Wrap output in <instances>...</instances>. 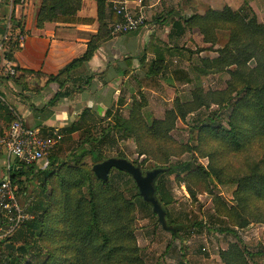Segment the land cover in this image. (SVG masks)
<instances>
[{
  "label": "rangeland",
  "instance_id": "1",
  "mask_svg": "<svg viewBox=\"0 0 264 264\" xmlns=\"http://www.w3.org/2000/svg\"><path fill=\"white\" fill-rule=\"evenodd\" d=\"M167 1H169L167 5H172L171 7L174 8L169 10L171 12L169 17H162L159 20L169 21L172 28L174 23L183 19V13L186 16L192 15L186 19L199 15L193 14V11H198L196 8L198 0ZM123 5L130 8L126 3H107L108 14L110 15L116 7ZM140 6V9L134 12L139 13L141 10L146 16L147 23L152 22L153 19L158 20L157 17L161 15L156 11L157 13L154 12L151 16L143 5ZM186 6H190L193 11L191 12ZM227 7L245 18L254 17L259 24L264 25V0L257 2L217 0V12H222ZM157 9L161 11L160 6H157ZM173 13H177L176 16ZM116 23H110L109 28L112 29ZM219 23H217V30L214 33L208 31L206 36L193 31L178 35L177 30L175 34L172 32L174 37L169 34L168 41L176 43L175 46L179 47L177 52L180 55L169 59L170 55L166 50L169 45L166 43L161 49L169 61L167 67L150 76L148 67L153 62L149 61L145 68L140 60L141 64L136 71L133 69L127 71L129 73L123 75L122 80L111 82L112 85L108 86L109 110L102 109L101 106L98 108L101 109L100 111L104 110L102 113H90L88 110L85 114V122L77 124L82 126L81 129L70 134L68 138L65 136L55 149L56 155H59L61 160H71L72 156L81 157L79 165L91 170L96 163L92 155V151L96 148H98L96 151L104 156L102 162L110 158H125L141 167L144 174L156 169L166 170L159 177L156 185H161V192H164L165 199L170 201L166 205L169 212L167 220L170 227L177 229L176 233L164 229L153 207L144 200L146 205L142 204L136 198L138 187L133 177L113 170L110 177L115 190L108 192L107 189H102L100 192L102 204L118 198L116 197L118 195H122L133 203V209L126 212L125 225L129 227L136 240L137 257L140 259L137 264H228L233 261V257L227 256L225 259L223 252L233 248L240 251L241 264H264V200L254 201L251 191L242 189V182L250 178L256 169L259 168L264 173V138L255 139L251 143V138H246L242 145L244 147L237 148L225 137L217 138V132L201 133L199 131V127L210 122H214L216 126H221L226 131L233 129L231 116L234 108L228 105L229 97H232L234 101L244 97L231 92L232 72L236 70V67H230L228 59L224 65H217V63L211 65V63L200 61L201 59L217 61L225 47L234 48L237 45L232 36L235 24ZM235 33L240 34L238 36L240 45H243L242 43L253 45L251 42L258 45L263 43L262 38L253 40L250 33L242 34L241 25L236 27ZM153 37L162 43L163 33H153ZM143 56L141 54L140 59ZM250 65L255 67V61L253 60ZM17 77L13 80L20 83L16 80ZM70 85L61 90H86L88 83H82L79 88L74 87L72 82ZM33 89L36 90V87L34 86ZM11 90L17 97L24 96L25 91L21 89L20 84L17 92ZM0 93H2L1 89ZM106 111H110V115H107ZM171 112L175 114L170 115ZM118 117H123L130 122L129 125L132 128L128 136L125 137L116 130L112 136L113 140L110 138L100 144L103 133L113 127ZM168 118H171L168 126L172 127V130L164 137H154L149 131L150 125L154 121H164ZM243 119L244 117L241 119L242 122ZM243 126L245 129L250 128L247 123ZM183 162H189L192 165V173L172 174L167 171L170 166ZM48 166L49 158L36 164L29 176L20 177L21 184L17 185L19 204L33 209L39 206L40 211L37 212V216L43 215L44 206L52 204L50 198L53 196L56 182L43 173ZM69 166L71 170L77 164L71 160ZM201 168H204L207 173H204ZM78 181L79 178L74 183ZM55 188L60 189L59 186ZM70 194L72 205H76L81 199L90 200L86 185L74 186ZM52 207V217L47 221L46 228L50 230L52 237L55 234H62L59 241L46 242L44 247L40 238H34L32 234H29L15 242L16 248L21 246L34 248L39 245L44 249L45 254L37 258L35 262L34 249H32V254L26 259L23 258L21 264L29 262L42 264L49 257V252L46 254V251H49L47 247L59 248L60 245L65 246L67 242L70 246L76 247V241L67 239L63 230L56 231L58 226L53 234L52 226L56 223L54 217L58 210ZM113 209L110 208V212L120 218ZM104 224L106 225L104 230L111 237H117V229L122 224L116 220L111 224L107 222ZM5 238L8 237L0 235V240ZM1 251L0 256L5 255ZM60 256L72 259L74 252L61 254L60 251ZM118 261L120 262L117 264L126 263L123 259ZM92 263L102 264L97 260H92Z\"/></svg>",
  "mask_w": 264,
  "mask_h": 264
},
{
  "label": "trees",
  "instance_id": "2",
  "mask_svg": "<svg viewBox=\"0 0 264 264\" xmlns=\"http://www.w3.org/2000/svg\"><path fill=\"white\" fill-rule=\"evenodd\" d=\"M82 8V0H44L38 16V25L42 27L46 22H58L67 24H93L96 21L99 23V33L92 37L91 41L88 43L87 52L80 58L72 61L68 66H66L58 75H52L48 78V85L56 83L61 89L65 88L68 83L75 80V76L88 62H90L97 50L101 45L111 41L114 37L113 31L109 28L110 23H116L121 20V17L117 14V11L113 10L108 14L107 3L105 0H100L98 2V19H80L78 13ZM222 22V23H219ZM217 23L232 25L235 24L232 30L233 39L237 42L234 48L225 47L223 54L220 58L215 60L201 59L202 63H211V65H224L227 63V59L230 67L235 66L236 70L232 72V86L231 92H236L237 95H244V97L238 101H234L232 97H229L228 105H232L233 115L231 116V125L233 129L230 131L224 130L221 126H216L214 122L206 123L199 127L201 133L206 132H217V138L225 137L231 144L236 145L237 148L242 146L246 138L250 139V143L255 139L264 138V25L259 24L258 20L254 17L245 18L238 13L233 12L229 7L225 8L222 12H217L210 10L205 15H195L190 19H181L177 21L173 26V34L177 30V34L181 35L184 32L193 31L194 29L199 30L204 36L208 35V31L217 30ZM238 25L243 28V33H250V37L253 40L257 38H262L263 43L258 45L257 43L251 42L253 45H240L238 39L240 34L235 33V29ZM138 31L132 32L136 33ZM127 33L124 35L132 34ZM171 33V36H174ZM206 38V37H205ZM232 39V40H233ZM206 40V39H205ZM154 45V42H151ZM17 42L9 40L6 44V55L7 58L13 60L14 53L17 50ZM155 46V45H154ZM145 47L144 56L141 59L143 67L146 68L145 57L148 54H154L156 59L148 67V75H155L156 73L166 69L167 58L165 52L157 46ZM154 47V48H152ZM166 49L170 57L175 55H180L177 50L179 47H167ZM181 56H183L181 54ZM127 62H131L130 59H126ZM255 61V67H251L250 63ZM19 70V68H16ZM199 70V69H198ZM26 74L39 76L41 73H36L33 71H24ZM200 99V98H199ZM87 113V112H86ZM110 111L107 115H110ZM171 112L170 115H174ZM244 117L243 122L241 121ZM123 117L116 118V123L111 129L106 130L103 133L102 140L99 142L103 144L106 140H109L114 134V131L118 130L123 136L127 137L132 126ZM171 123V118L164 121H154L149 127L150 133L154 137L166 136L172 127L168 125ZM247 123L250 128L245 129L243 124ZM82 126L73 124L71 127L63 129L65 134H73L81 129ZM247 134V136H245ZM251 136V137H250ZM241 148V149H242ZM85 150V149H84ZM98 150V148H96ZM92 151L95 165L103 161V155L99 151ZM85 152V151H84ZM73 162H76L77 166L71 168L69 166V161L61 160L59 155H56L55 150L49 157V166L43 171L45 176L53 178L56 182L55 187L59 186L60 189L54 187L53 196L50 198L52 204H48L47 207H43V215H38L37 212L40 211L39 206L36 208H30L28 206V212L31 214L32 218L23 223L19 228H17L11 235H8L4 240H0V250L2 254L0 256V264H21L23 258H27L31 255L32 249L35 256L34 262L37 258L42 257L44 253L43 247L39 245L34 246V248H29L27 246L17 247V243L22 238L27 237L32 234L34 238H40L42 245L45 247L46 242L59 241L62 234H55L54 237L51 235L50 230L46 228L47 221L52 217L51 208L56 207L58 213L54 217L56 222L52 226L53 234L57 226V232L63 230L64 236L67 239H72L76 241V247L70 246L67 242L65 246L60 245L54 249H49V257L42 264H93L92 260H97L102 264H117L118 260L123 259L125 264H137L140 259L137 257V248L135 246V237L130 232L129 227L125 225L127 221L126 212L133 209V203L125 199L122 195H118L112 200H109L106 204L101 203L100 192L102 189L108 192L115 190L113 183L111 182V177L109 181H103L99 179L93 170L82 167L80 163L81 157L72 156L70 158ZM125 159V158H119ZM35 169V165L26 166L20 163H16L10 171V179L13 187L16 189V196L18 194V184L19 178L23 176H29ZM204 173H207L204 168H201ZM167 171L172 174H184L192 173L193 167L189 162L179 163L178 165L170 166ZM120 174H125L132 177L127 173L119 172ZM79 178L77 183L74 181ZM87 186L90 194V200L85 201L81 199L76 205H72L70 196L71 189L75 187ZM243 191L250 190L251 196L254 201L264 200V173L259 168L251 175L250 178L242 182ZM80 189V188H78ZM137 189L136 198L141 201L142 204L146 205L140 196V190ZM159 201L163 205L164 209L167 211V216H169L168 209L166 205L170 202L165 199V193L161 192V185L157 186ZM58 197V199L56 198ZM42 208V207H41ZM110 208L120 216L118 218L115 214L110 212ZM114 220L118 221L122 226L117 229V237H111L107 231H105L106 225L104 222L112 223ZM45 229H47L45 231ZM55 231V232H56ZM129 243V244H126ZM37 244V243H36ZM8 245L15 249L8 248ZM61 254H68L74 252V257L71 259L66 256H60ZM227 256H232L233 261L228 264H241L240 263V251L236 248L230 251L223 252V257L227 259ZM124 263V262H123ZM27 264H33L29 262Z\"/></svg>",
  "mask_w": 264,
  "mask_h": 264
},
{
  "label": "crops",
  "instance_id": "3",
  "mask_svg": "<svg viewBox=\"0 0 264 264\" xmlns=\"http://www.w3.org/2000/svg\"><path fill=\"white\" fill-rule=\"evenodd\" d=\"M97 1L82 0V8L78 17L97 20L99 14ZM105 1L113 4L126 3L130 8L133 7L132 11L135 12L140 9V5H143L151 16L154 12L161 15L157 17L158 20L148 21L147 26L138 32L114 36L111 41L101 45L94 58L80 69L75 80L71 81L77 88L82 86V83H88L86 90L65 91L61 90L56 83L48 85L47 77L58 75L72 61L87 52L88 43L93 36L99 33L98 22L93 24L46 22L40 27L38 16L44 0H0V89L2 91L0 95L5 99V102L0 103V133L7 131L19 117L29 127L39 128L44 132L60 129L68 138L71 135L65 134L63 129L85 122V114L88 110L90 113H102L104 110L100 111L98 106L109 110L108 86L112 85L111 82L122 80L125 74L129 73L127 71H132L131 69L136 71L141 64L140 58L141 54L144 55L145 47L155 45L160 48L166 43L170 48L175 46L176 43L168 41V35H171L173 30L172 24L170 25L169 21L163 19L159 20L162 17H169L171 13L169 10H173L172 5H167L169 1ZM157 6L161 7V11L157 9ZM186 7L191 12L193 11L190 6ZM196 8L198 11L193 5L195 10L193 14L202 16L210 9L217 11V0H198ZM176 14L173 13L175 16ZM182 15L183 19L192 16L191 14L186 16L184 13ZM156 32L163 33V41L161 40L163 44L153 37V33ZM190 32L188 31L187 34ZM193 32L197 33L199 30L194 29ZM21 38L24 40L21 41ZM9 40L18 44L13 60L8 59L6 55V44ZM151 42H154V45ZM155 58L154 54H148L145 57L146 63L153 62ZM126 59H130L131 62H127ZM7 63L15 70L19 68L20 71L16 70L15 76L10 75ZM24 71L41 74L39 76L29 75ZM14 77H17L16 80L20 83L15 82ZM19 84L25 91L22 97L15 96L11 90L17 92ZM71 85L68 83L66 87ZM34 86L36 90L33 89ZM115 100H117L116 97ZM16 163L15 159L9 158L4 151L0 150L1 180L10 175Z\"/></svg>",
  "mask_w": 264,
  "mask_h": 264
},
{
  "label": "built area",
  "instance_id": "4",
  "mask_svg": "<svg viewBox=\"0 0 264 264\" xmlns=\"http://www.w3.org/2000/svg\"><path fill=\"white\" fill-rule=\"evenodd\" d=\"M121 20L113 28V35L120 36L132 33L146 26L147 19L144 13H135L125 5L116 7ZM24 39L21 38V41ZM8 73L16 75L14 67L7 63ZM5 99L0 95V103ZM65 138L60 129L44 132L39 128L29 127L19 117L10 128L0 133V150L9 158L18 163L32 166L45 161ZM0 185V235H11L23 223L29 221L32 216L28 212V206H21L16 196V189L8 175Z\"/></svg>",
  "mask_w": 264,
  "mask_h": 264
},
{
  "label": "water",
  "instance_id": "5",
  "mask_svg": "<svg viewBox=\"0 0 264 264\" xmlns=\"http://www.w3.org/2000/svg\"><path fill=\"white\" fill-rule=\"evenodd\" d=\"M113 170L127 173L133 177L137 187L140 190V196L143 200L153 207L154 213L158 216L159 223L164 229L176 233L177 229L170 227L167 220V211L158 199L157 180L164 174L166 170L156 169L144 174L141 167L136 166L131 161L119 158H110L104 162L98 163L93 167V171L96 176L103 180L109 181ZM4 181L0 179V185H3ZM8 248L13 249L10 245Z\"/></svg>",
  "mask_w": 264,
  "mask_h": 264
}]
</instances>
